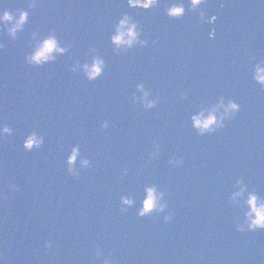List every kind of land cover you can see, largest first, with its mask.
I'll return each mask as SVG.
<instances>
[{
    "label": "water",
    "instance_id": "water-1",
    "mask_svg": "<svg viewBox=\"0 0 264 264\" xmlns=\"http://www.w3.org/2000/svg\"><path fill=\"white\" fill-rule=\"evenodd\" d=\"M31 2L0 0V12H29L16 39L0 32V124L13 129L0 136L3 264H103L97 246L113 264H264V231H237L247 206L231 202L241 177L264 196V89L252 79L264 60V0H208L201 7L219 17L215 25L201 24L198 12L170 19L167 0L139 14L127 0ZM124 13L140 22L149 45L117 56L110 35ZM52 29L69 51L29 66L25 55ZM96 55L107 66L95 81L70 71ZM137 83L160 97L154 109L131 102ZM221 96L240 104L236 118L198 136L191 117ZM33 131L45 143L26 151ZM153 141L160 152L150 159ZM77 144L79 179L66 163ZM173 156L183 157L180 167L168 164ZM83 158L90 168L80 167ZM153 184L167 190L169 208L141 218ZM121 195L135 202L125 213Z\"/></svg>",
    "mask_w": 264,
    "mask_h": 264
},
{
    "label": "clouds",
    "instance_id": "clouds-1",
    "mask_svg": "<svg viewBox=\"0 0 264 264\" xmlns=\"http://www.w3.org/2000/svg\"><path fill=\"white\" fill-rule=\"evenodd\" d=\"M208 0H187L188 7L185 5V0H167V6L164 8L165 14L170 19L182 18L186 11L198 12L199 21L201 24L215 25L219 17L217 15L207 16V13L202 9ZM128 7L140 12L150 11L160 4V0H127ZM31 8L37 7V0H32L30 3ZM223 7V5H222ZM29 12L26 10H18L13 13L8 10L0 12V32H7L13 39L17 38L18 31L23 30L24 25L28 22ZM143 29L140 22L128 13H124L118 22L114 25V31L110 35V42L114 45L113 53L117 56L127 53L130 49L139 46L140 48L147 47L149 40L141 38ZM37 33H33L35 39ZM209 38H216L215 27L209 32ZM153 45L156 40H152ZM71 44L61 46L60 39L58 38L55 29H52L47 36L43 39H37L32 51L26 54L25 62L32 67H42L48 62L56 60V54H64L69 51ZM5 45L0 43V50H3ZM89 51L95 52L96 49L90 48ZM255 60V57H252ZM105 60L99 56H93L91 63H84L81 65L78 61L70 66V71L73 73L82 69L88 81H95L98 77L103 75V70L106 67ZM252 79L264 89V60L255 64L252 71ZM135 91L131 94V102L139 104L145 110L154 109L160 102V97L156 96L153 99L149 97L152 95L150 90H146L144 83H137ZM142 93V95H141ZM187 93L180 92V99H185ZM240 111V104L234 99H228L225 103L224 96H221L217 103L210 107H202L200 111L191 117L192 127L196 130L198 136H205L214 134L217 130L225 128L226 122L232 121L236 118L237 113ZM110 126L109 121L105 120L100 127L108 129ZM13 129L8 124H0V136L12 135ZM45 143L43 135L33 131L23 140V148L26 151L41 148ZM154 151L149 153L150 159H155L160 152V145L158 142L153 141ZM80 155V145L77 144L72 148L71 153L67 156V173L77 179L80 178V171L77 170L76 161ZM168 164L180 167L183 164V157L173 156L168 160ZM92 166V161L88 158L81 159L80 167L88 169ZM126 174V172H125ZM10 190L19 191L16 185H9ZM233 188L236 189L231 194V202L238 204L241 201L246 205L244 212V222L237 224V231L239 232H261L264 231V196L259 195L255 190L250 191L248 184L245 180L237 178ZM147 193L142 202V207L138 210V216L152 217L153 212L163 213L169 208V201L165 199L167 190H157V186L153 184L146 187ZM134 198L130 195L120 196V211L125 213L129 207L134 205ZM154 218V217H152ZM173 214L169 211L165 217L164 222L172 221ZM45 247L50 249L52 244L45 243ZM97 257L103 258V264H113L112 253L110 252L107 257H104L100 251V247L96 248ZM0 264H3V256L0 255Z\"/></svg>",
    "mask_w": 264,
    "mask_h": 264
}]
</instances>
